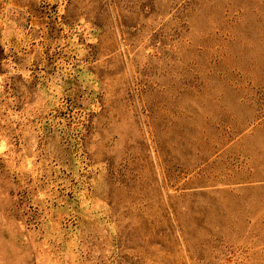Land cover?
<instances>
[{
    "label": "rangeland",
    "instance_id": "1",
    "mask_svg": "<svg viewBox=\"0 0 264 264\" xmlns=\"http://www.w3.org/2000/svg\"><path fill=\"white\" fill-rule=\"evenodd\" d=\"M0 264H264V0H0Z\"/></svg>",
    "mask_w": 264,
    "mask_h": 264
},
{
    "label": "crops",
    "instance_id": "2",
    "mask_svg": "<svg viewBox=\"0 0 264 264\" xmlns=\"http://www.w3.org/2000/svg\"><path fill=\"white\" fill-rule=\"evenodd\" d=\"M263 125L261 124H254L252 125L249 129H247V134L253 133V134H258L262 131ZM253 161V158H251V156L248 155L247 153V170H249L251 168L250 163ZM256 161H260L258 158L256 159Z\"/></svg>",
    "mask_w": 264,
    "mask_h": 264
}]
</instances>
